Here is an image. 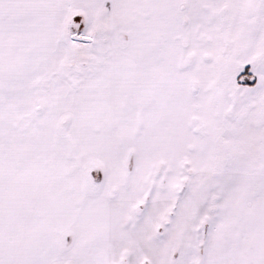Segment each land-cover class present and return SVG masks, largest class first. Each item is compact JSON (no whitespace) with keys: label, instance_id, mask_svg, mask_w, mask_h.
<instances>
[{"label":"snow or ice","instance_id":"1","mask_svg":"<svg viewBox=\"0 0 264 264\" xmlns=\"http://www.w3.org/2000/svg\"><path fill=\"white\" fill-rule=\"evenodd\" d=\"M0 264H264V0H0Z\"/></svg>","mask_w":264,"mask_h":264}]
</instances>
